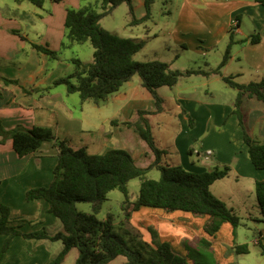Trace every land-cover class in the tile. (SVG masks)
Returning <instances> with one entry per match:
<instances>
[{
  "label": "crops",
  "instance_id": "crops-1",
  "mask_svg": "<svg viewBox=\"0 0 264 264\" xmlns=\"http://www.w3.org/2000/svg\"><path fill=\"white\" fill-rule=\"evenodd\" d=\"M70 1L80 6L81 0H64L52 4L54 11H59V20L63 25H65L67 8H62L60 5ZM138 1L140 6L145 8V0ZM0 2L2 3L0 4V55L9 62L0 65V75L20 82V84H7L0 81V120L5 128L11 129L18 124L27 127H50L58 137L67 140L75 149L86 148L93 154L104 153L110 149L128 148L138 165L136 148L140 146L144 155L149 157V162L154 161L155 155L146 141L133 128L125 125L126 121L138 117L139 110L151 112L148 118L156 141L151 122L152 118L164 109L162 107L160 110L157 109L156 99L142 85L141 77L134 76L100 105L91 100L82 103L80 99L81 114L76 115L73 111L74 105L72 107L65 99V94L69 97L66 88L64 92L59 86L45 91L46 87L52 85L61 76L53 73L52 58L39 53L31 45V43H39L57 50L63 44L59 32L51 28V23V27L45 32L46 35L42 33L43 39L36 41L22 34L27 38L23 39L21 35L13 32L16 30L13 23L17 21L18 11L24 1L16 2L15 7L7 0ZM12 8L15 9V13L10 14L7 10ZM49 19L48 17L47 20ZM234 20L237 21L236 25L233 23ZM176 22V27L180 28L179 32L194 30L200 35L198 29L206 30L209 36L214 37L213 44L223 41L224 38L227 39L225 36L234 29L235 42L231 46L230 58L223 68L228 67L233 61H238L240 67H247L250 73L245 74L241 69L230 75H246L249 82L264 77V6L261 3L253 0H182ZM254 34H260V42H242L243 39L250 38ZM50 38H53L52 42L49 41ZM174 38L178 45L184 47V36H174ZM74 43L69 42L68 46ZM20 50H27L30 55L27 60L15 64L13 62L18 58L17 54ZM198 51L199 54L206 55V52ZM222 73L228 76L223 71ZM192 77L196 79H191ZM211 77L222 79L221 75L210 77L193 75L187 77L190 78L187 80L181 78L177 85L184 81H191L193 87H196V81L205 85ZM202 78L207 81L197 80ZM185 88L187 87L182 89ZM180 91L178 88L173 96L182 108V111L177 112L181 130L174 139V146L179 156L178 163L174 165L180 164L198 173L212 170L217 166H230L232 168L230 174L220 179H228V195L236 199L248 213L249 202L240 198L234 188L235 185L240 187L244 185L246 186L244 192L247 191L249 196L256 197L251 207L259 209L255 184L257 180L264 179V170H258L249 158V146L244 141V131L239 125L238 116L233 113L235 100L230 103L215 102L192 95L183 96ZM157 93L162 97L158 90ZM162 99L164 101L165 97ZM256 99L246 97L242 107L247 115L249 132L254 138L264 142V105ZM87 107L93 108L89 111ZM114 121L117 123H113ZM108 123L113 125V130H107ZM209 149L213 150V154L206 156L205 152ZM194 155H197V160L193 159ZM164 157L166 155L163 156V161ZM57 163L58 148L51 141L44 142L36 152L24 157L17 154L11 139L0 141V205L4 204L10 208L11 216L15 220L13 224L18 225L24 232L40 230L45 225L49 228V224L56 221L53 218L55 215L49 212V203L46 200L28 201L26 193L34 187L50 186ZM150 163H146L145 167ZM215 183L210 187L211 192L225 201L221 194L212 191ZM229 206L235 212V207ZM208 220V216L198 217L185 210L168 212L161 207L151 206H141L131 216V223L140 230L143 240L150 244L153 241L150 228L157 232L159 241L169 242L172 248L183 256L187 255L186 241L195 243L207 239L211 243L217 261L222 264L233 262L235 246L240 245L236 243L233 235L235 227L231 222H224L219 231L210 235L204 229ZM5 240L6 235L0 234V249ZM256 241L257 246L258 243L264 245V231H260ZM46 243L47 240L35 243L22 236H16L12 239L0 264H38L40 261L41 264H46L49 257Z\"/></svg>",
  "mask_w": 264,
  "mask_h": 264
},
{
  "label": "trees",
  "instance_id": "trees-1",
  "mask_svg": "<svg viewBox=\"0 0 264 264\" xmlns=\"http://www.w3.org/2000/svg\"><path fill=\"white\" fill-rule=\"evenodd\" d=\"M14 1L22 3L26 0ZM28 1L39 8H45L49 1L59 3L64 0ZM253 1L264 6V0ZM125 2L130 7L131 25H140L152 18L154 0H145L146 13L140 18L135 15L133 0H101L104 11L100 13L92 7L67 8L65 27L69 29L70 39L75 43L89 41L94 48V58L91 62H84L77 57L72 58L74 71L57 78L52 85L45 88V91L64 85L69 94H78L82 103L91 100L100 105L135 75H139L142 85L151 92L156 99L157 109L160 110L163 99L157 93L158 88L174 87L183 77L221 75L223 81L237 91L233 113L238 116L239 125L244 131V141L249 146V158L258 170H264V142L254 138L249 132L247 115L242 107L246 97H256L264 102V77L240 83L236 81V76H224L222 73V68L230 58L231 46L235 42L234 29L229 32L230 42L223 60L215 69L180 70L173 69L170 63L161 60L140 62L136 61L134 56L145 47V39L122 37L100 23L104 16ZM13 32L27 39L18 30ZM260 40V34H254L242 42L258 43ZM31 45L39 53H44L52 59L60 58L61 52L51 49L49 45L39 43ZM1 80L7 84H20L19 80L2 75ZM137 113L138 117L126 121L125 125L133 128L154 153L155 159L147 167L138 165L133 155L125 149H110L104 153L93 154L86 148L75 149L67 140L58 137L50 127H27L18 124L6 129L0 120V141L11 139L20 157L36 152L46 141H51L57 146L58 163L54 168L51 185L29 189L26 199L46 200L49 203V212L59 219L63 227L54 233L47 227L24 232L18 225L13 224L15 220L11 216L10 208L1 204L0 234L6 235V240L0 249V263L12 239L22 236L30 241L49 240L63 243L62 250L47 264H63L66 256L74 248L79 250L76 264H109L120 255L128 259L124 264H188L186 257L175 251L169 242L158 240V234L153 228H150L153 235L152 243L143 240L140 230L131 223L133 212L141 206L161 207L168 212L185 210L198 217L208 216L209 220L205 223L204 229L210 235L219 231L224 222H231L235 228L240 224L234 210L210 190L211 185L227 177L232 168L228 165L217 166L212 170L198 173L180 164L164 163L163 156L167 151L156 144L148 118L151 112L139 110ZM113 123L116 124L117 121ZM153 168L159 170V179L147 177V172ZM133 179L141 180L140 191L134 201L130 199L127 187ZM115 189L125 193L122 224L126 228V233L133 236L137 248L132 247L123 234L115 231L113 214H108L106 219L98 217L103 203L108 200V193ZM255 191L261 208V221L264 222V179L256 181ZM79 202L90 203L91 212L79 210L77 206ZM200 242L208 248L211 247L207 239ZM191 244L186 241V249H192ZM258 246L264 254V245L258 243ZM235 250L239 254L249 251L246 244L235 246Z\"/></svg>",
  "mask_w": 264,
  "mask_h": 264
},
{
  "label": "rangeland",
  "instance_id": "rangeland-1",
  "mask_svg": "<svg viewBox=\"0 0 264 264\" xmlns=\"http://www.w3.org/2000/svg\"><path fill=\"white\" fill-rule=\"evenodd\" d=\"M7 1L13 7L17 5L14 0ZM181 2L182 0H154L152 4V18L146 23L135 26L130 24L132 15L130 13L129 5L125 2L116 7L112 13L104 16L100 23L109 31L122 37L145 39V47L134 56L136 61L145 62L161 60L170 63L173 69L180 70H186L189 68L198 69L201 67L202 69L217 68L223 60L227 49L226 47L230 42V34L225 36L227 39L224 38L223 41H217L213 44L214 37L209 36L206 30L198 29L200 35H197L194 30L179 32L180 28L176 27V19L178 9L181 7ZM133 3L135 15L138 18L145 14L146 11L144 6L141 7L138 0H133ZM0 4L2 3L0 2ZM52 4L53 3L49 1L47 2L45 8H39L28 0L24 1L21 9L18 11V17H16L17 21H15L13 25L15 26V29L21 34H25L28 38L37 41L41 38L43 39L42 33L46 35L45 32L49 27H51L50 24L52 23L51 28L54 31L59 32L58 34H60L61 41L64 44H61V46L58 48L59 50L57 49V51L61 52L60 58L51 59V65H53V73L64 76L73 72L75 69V65L71 61L72 58L77 57L82 59L84 62H91L94 58V48L89 41L83 43H74L72 46H68L69 42H72L69 37V29L66 28L65 25L61 24L59 20V11L55 12L52 8ZM60 6L62 8L92 7L96 12L100 13L104 11L101 6V0H81L80 6H76L70 1ZM7 11L10 14L15 13L14 8ZM48 17L50 18L49 20H47ZM194 28H198V26H194ZM39 32L41 33L39 34ZM174 36H184L185 48L181 45H178L179 43L177 44ZM49 41L52 42L53 38H50ZM234 48H236V46H234ZM198 50L206 52V55L199 54L200 52ZM17 55L18 58L13 62L15 64L27 60L30 53L27 50H20ZM5 63L8 64L9 62H7L5 57L0 55V65ZM240 70L245 72V74L250 73L247 67H240V63L238 61H233L228 67L222 68V71L226 73V75L236 73ZM135 76L136 78H140L139 75ZM187 79L190 78H183V80ZM191 79H196V77H192ZM235 79L240 83L249 82V79L246 78V75L236 76ZM197 80H203L202 82L207 81V79L204 78ZM195 84L196 87H193L191 81H184L183 83L178 84L176 87L164 86L161 89H157L159 94L162 97H165V100L162 102V108L164 110L156 117H153L151 123L156 135L157 146L167 151V153L164 154L166 155V157H164V163L174 165L179 161V156L177 155L176 148L174 146V139L177 133L181 130L180 117L177 116V112L182 111V108L179 106L177 100L173 98L174 94L178 91V88L181 90L180 94L183 96L192 95L196 98L208 99L215 102L230 103L236 98L237 91L234 88L228 86L222 79L217 77H211L208 83L205 85L199 83V81H196ZM184 87L187 88L182 89ZM59 88L62 90V92H64L63 90H65L66 87L64 85H60ZM172 88H174L173 91ZM64 96L71 106L74 105V113L76 115H80L81 111L79 106V95L69 94V97H67L68 95L66 96L65 94ZM256 100L261 105H264L263 101L259 99ZM87 108L89 111H91L93 107ZM93 122L95 125V120H93ZM158 122L161 123L159 124L160 126L156 124ZM113 128L114 127L111 123L107 124V130H113ZM136 149V154L138 157L137 159H139L138 163L139 165L145 167L146 163H150L148 159L149 157L144 155V152L140 146H137ZM126 150L128 151V148H126ZM196 156L197 155H194L193 159L197 160ZM186 169L189 170V168ZM147 177L159 179L160 172L155 168L150 169L147 172ZM228 182V179L216 182L212 188V191L214 193L221 194L226 202L223 199L222 200L228 206L233 205L235 207V213L240 220V224L234 228L233 235L236 239V243L240 245H248L249 250L247 253L241 254H237L235 250V260L229 264H264V254L262 253L261 248L255 243V241L259 238L260 231H264V222L261 221L262 215L260 212V207L259 209L251 207V203H255L256 197L255 195L249 196L247 191L244 192L246 186H234L238 196L247 200L250 204L249 212L247 213L246 210L239 205V202L236 199L231 198L230 195H228ZM127 187L130 199L134 201L139 194L141 180L133 179L128 183ZM107 196L108 200L103 203L98 217L100 219H106L108 214H113L115 219V231L123 234L130 245L134 248H137L136 241L133 240V236L126 233V228L122 224V221L124 220L123 202L126 198L125 193L120 189H115L109 192ZM77 206L81 211L91 212L90 203L79 202L77 203ZM53 218L56 220L55 223L49 224V228L47 225H45V227H47L52 233L60 231L63 228L59 219L55 216H53ZM29 223L32 224L31 221H29ZM30 242L37 243L39 241ZM46 244L49 249V257L47 261L55 257L63 248V243L61 241L47 240ZM190 247H192V249H187V255L185 256L188 264H222L217 261L215 253L211 247L208 248L202 245L200 242L192 243ZM78 256L79 250L77 248L72 249L66 256L63 264H76ZM127 260V257L120 255L109 264H124L127 262ZM41 263L42 261L38 262V264Z\"/></svg>",
  "mask_w": 264,
  "mask_h": 264
},
{
  "label": "built area",
  "instance_id": "built-area-1",
  "mask_svg": "<svg viewBox=\"0 0 264 264\" xmlns=\"http://www.w3.org/2000/svg\"><path fill=\"white\" fill-rule=\"evenodd\" d=\"M233 23L236 25L237 21L234 20ZM197 153H200V151H197ZM212 154H213V150H210V149L205 152L206 156H211Z\"/></svg>",
  "mask_w": 264,
  "mask_h": 264
}]
</instances>
